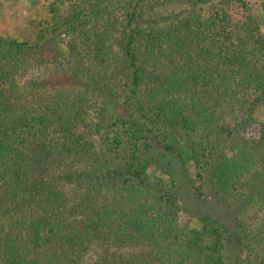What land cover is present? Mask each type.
Returning <instances> with one entry per match:
<instances>
[{
	"label": "trees",
	"instance_id": "obj_1",
	"mask_svg": "<svg viewBox=\"0 0 264 264\" xmlns=\"http://www.w3.org/2000/svg\"><path fill=\"white\" fill-rule=\"evenodd\" d=\"M34 27L0 32V264H264L252 3L49 0ZM155 146L238 223L194 218Z\"/></svg>",
	"mask_w": 264,
	"mask_h": 264
},
{
	"label": "rangeland",
	"instance_id": "obj_2",
	"mask_svg": "<svg viewBox=\"0 0 264 264\" xmlns=\"http://www.w3.org/2000/svg\"><path fill=\"white\" fill-rule=\"evenodd\" d=\"M48 1L0 0V32L19 40H24L32 34L34 26L46 18ZM249 1L252 3L254 14L262 20V29L264 30V0ZM232 12L235 19H241L244 16V10L236 4L233 5ZM256 117L258 121L264 119V108L257 111ZM229 121L232 124L235 122L234 118L231 117ZM156 154H161L163 158L170 161V169L174 171L178 182L179 190L176 194L179 202L194 218L199 214L210 213L216 218L218 217L222 223L228 225H235V222L238 223V208L236 205H230L220 199L209 184L205 187L206 198L201 199L197 196L193 186L194 169L187 171L175 157L168 153H163L160 148L155 146L148 155L154 156ZM237 252H239V248L232 249L233 255Z\"/></svg>",
	"mask_w": 264,
	"mask_h": 264
}]
</instances>
